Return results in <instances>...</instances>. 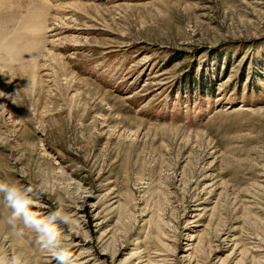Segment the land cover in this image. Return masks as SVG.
I'll return each mask as SVG.
<instances>
[{
    "label": "rangeland",
    "instance_id": "obj_1",
    "mask_svg": "<svg viewBox=\"0 0 264 264\" xmlns=\"http://www.w3.org/2000/svg\"><path fill=\"white\" fill-rule=\"evenodd\" d=\"M0 180L73 264H264V0H0ZM9 215L0 251L55 264Z\"/></svg>",
    "mask_w": 264,
    "mask_h": 264
},
{
    "label": "clouds",
    "instance_id": "obj_2",
    "mask_svg": "<svg viewBox=\"0 0 264 264\" xmlns=\"http://www.w3.org/2000/svg\"><path fill=\"white\" fill-rule=\"evenodd\" d=\"M0 203L10 211L6 223L15 237L23 238L25 229L34 232L41 250L50 253L55 264H73V241L60 228L69 222L64 208L58 207L47 214L34 210L38 206L35 190L14 180H0ZM0 264H24V260L21 255L9 257L0 251Z\"/></svg>",
    "mask_w": 264,
    "mask_h": 264
},
{
    "label": "bare ground",
    "instance_id": "obj_3",
    "mask_svg": "<svg viewBox=\"0 0 264 264\" xmlns=\"http://www.w3.org/2000/svg\"><path fill=\"white\" fill-rule=\"evenodd\" d=\"M5 4V3H4ZM81 6V5H80ZM83 6V5H82ZM56 7V6H55ZM48 7H46V9H47ZM43 9V8H42ZM50 9V8H49ZM62 10V9H61ZM5 11V10H4ZM60 11V10H59ZM46 12V11H45ZM4 13V12H3ZM56 13H57V11H56ZM37 14V13H36ZM47 15V14H46ZM34 15L32 14V17H33ZM58 16V15H57ZM56 15L54 16V18L55 17H57ZM35 17H36V15L34 16V19H35ZM37 18V17H36ZM38 19V18H37ZM26 20V19H25ZM36 20V19H35ZM34 20V21H35ZM17 21V20H16ZM19 21H21L20 19H19ZM23 19H22V21H21V23H23ZM27 21H29V20H27ZM34 21H33V27H37L38 26V29H41V32L44 30V29H47V28H44V26H46V24L44 23V22H36L35 21V23L36 24H34ZM38 21V20H37ZM41 21V20H40ZM26 22V21H25ZM2 23V22H1ZM29 23H32V20L29 22ZM29 23H27L28 25H29ZM26 24V23H25ZM45 24V25H44ZM24 25V24H23ZM25 26V25H24ZM30 27V26H29ZM28 27V28H29ZM32 27V26H31ZM30 27V28H31ZM4 28V27H3ZM18 28V27H17ZM20 28V27H19ZM18 28V29H19ZM21 30H22V28H21ZM34 30H36V28L35 29H33V28H31V29H28V31H33L34 32ZM25 31V30H24ZM18 32V31H17ZM36 32H37V30H36ZM38 32H39V30H38ZM40 32V33H41ZM46 32V31H45ZM10 33V32H9ZM18 34V33H17ZM16 34V35H17ZM20 35L21 34H24L23 32L22 33H19ZM18 34V35H19ZM36 34V33H35ZM44 35H45V33H44ZM40 36V35H39ZM43 39V38H42ZM5 42V41H4ZM40 45V44H39ZM41 45H43V47L42 46H40V48L43 50V54L42 53H40V51H41V49H39V51L38 52H36V53H33V52H27V53H21V52H19L20 50H16V52H12V50L11 49H9L8 51L9 52H12L11 53V59L9 60V61H11V62H14V61H16V60H13L14 58H17V57H19L20 55H24L25 57H27V56H31V58L32 57H37L38 56V54L40 53V54H42V55H40V56H38L37 58V61H35V62H33L32 64H29L28 66H22L21 68H20V71L22 72V74H23V76L25 77V81H29V82H32V81H34L33 82V84H35V83H37L38 81H40V83L42 82L41 80H40V76L41 75H45L46 73H43V71L46 69V67L48 66L45 62H42L41 63V61L43 60V58H47L49 55L51 56V57H53L54 56V53L51 51H49V49H47V48H45V44H41ZM10 46V45H9ZM8 47V46H7ZM11 48V47H10ZM56 56H57V59L59 58V53H57L56 54ZM30 58V59H31ZM45 58V59H46ZM48 59V58H47ZM50 59H52V60H56V58H50ZM13 60V61H12ZM35 60V59H34ZM50 61V60H49ZM54 62V61H53ZM61 62V66H59L60 68H61V70H63V72H62V75L65 77L64 79L66 80V78H67V75L69 74V73H67V71H66V68H65V65L66 64H63L62 63V61H60ZM50 63V62H49ZM58 63V62H57ZM51 64V63H50ZM51 67V66H50ZM53 67H55V66H53ZM57 68H58V66H57ZM56 68V69H57ZM60 68H58V70L60 69ZM51 69V68H50ZM40 70V71H39ZM52 70H53V68H52ZM55 70V69H54ZM64 71H66V72H64ZM30 72H31V76L29 75L30 74ZM53 73L56 75V77H58L59 75H61L60 73V71L59 72H57V73H55L54 71H53ZM52 74V73H51ZM73 74V73H72ZM2 76H3V73L1 74ZM69 76V75H68ZM73 76V75H72ZM53 77H55V76H53ZM60 77V76H59ZM70 77V76H69ZM62 78V77H61ZM59 79V78H58ZM70 79V78H69ZM71 79H74V76L71 78ZM55 80H57V79H55ZM75 80V79H74ZM71 81V80H70ZM65 82V81H64ZM67 82V81H66ZM69 82V81H68ZM38 84H39V82H38ZM40 85V84H39ZM58 87H60L59 85H58ZM75 95V94H74ZM73 96V95H72ZM71 99H73V97L71 98ZM195 248V247H194ZM149 260H150V258H149ZM151 260H153V258H151Z\"/></svg>",
    "mask_w": 264,
    "mask_h": 264
}]
</instances>
